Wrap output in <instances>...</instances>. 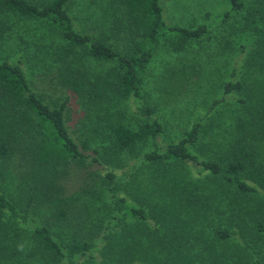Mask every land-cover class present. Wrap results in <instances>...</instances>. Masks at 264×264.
Instances as JSON below:
<instances>
[{
  "label": "rangeland",
  "instance_id": "1",
  "mask_svg": "<svg viewBox=\"0 0 264 264\" xmlns=\"http://www.w3.org/2000/svg\"><path fill=\"white\" fill-rule=\"evenodd\" d=\"M237 1L242 7L228 16L231 0H160L168 26L203 25L206 32L177 49L171 46L178 36L163 35L146 63L142 99L118 93L116 63L98 61L81 48L66 54V43L61 47L58 36L39 20L0 10V62H19L33 91L50 106L68 99L66 125L76 143H86L87 155L83 162H61L45 170L38 169L39 162L20 143L0 157V194L18 203L17 213L5 212L0 225V237H6L0 264L44 263L32 244L35 222L48 226L63 246L73 238L89 243L92 258L70 257L65 264L117 263L128 246L120 232L128 235L137 222L118 208L120 199L142 207L146 216L143 242L150 260L135 264L263 263L264 227H237L235 219L239 213L264 219L261 194L239 199L221 182L224 174L214 175L192 162L143 159L146 152H162L199 121L200 135L197 144L189 145L191 152L215 159L223 168L230 150L241 156L251 152L264 171L263 25L251 20L254 0ZM65 8L77 30L96 33L106 44L128 51L143 41L140 29L125 25L121 0H69ZM65 77L80 81L82 89L74 91ZM229 81L239 82L240 88L226 91ZM0 102H5L1 88ZM5 114L0 109V133L22 128L18 116ZM154 120L162 125L154 139L117 150L110 132L115 125L137 128ZM93 147L99 150L98 161L91 159ZM37 187L45 201L35 198ZM29 194L36 203L25 213L21 204ZM60 206L65 209L62 219L53 215ZM223 229L230 233L226 239L216 232Z\"/></svg>",
  "mask_w": 264,
  "mask_h": 264
},
{
  "label": "trees",
  "instance_id": "2",
  "mask_svg": "<svg viewBox=\"0 0 264 264\" xmlns=\"http://www.w3.org/2000/svg\"><path fill=\"white\" fill-rule=\"evenodd\" d=\"M68 1L48 0L42 4H34L29 0H0V10L11 12L22 18L39 20L58 36L61 41V47L63 41L66 43V54L81 48L98 61L116 63L119 72L116 89L124 97L133 96L137 99H142L141 83L146 63L152 57V53L159 45L158 42L163 35L175 33L178 38L171 47L177 49L188 40L197 39L206 32V28L203 25L192 28L168 26L163 19L160 0H121L125 6L124 15H126L125 18L127 20H124L125 25L127 22L129 25L132 24V27L134 26L135 29L142 31L143 36L142 42L136 43L132 50L127 51L126 48L120 49L117 46L106 44L97 37L96 33H86L77 30L69 12L65 8V4ZM231 2V13H225L228 16L237 13L242 7V3L237 0H231ZM254 3H257V7L252 12L251 20L255 24L261 21L264 33V0H254ZM262 44L264 45V39ZM64 81L69 83L74 91L82 89L80 81L72 77H65ZM0 88L5 99L4 103L0 102V109L4 110L6 112L5 115L9 117L18 116L17 119H20V126H22L16 132L6 128L3 129L5 131L0 133L1 158L5 157L13 145L17 143L23 145L39 162L37 165L39 170L43 167V170L50 169L61 162H83L87 158V155L83 152L86 149V143L84 141H81L80 145L76 143L66 125L67 98L57 105L50 106L45 103L31 88L19 62L10 63L7 60L0 62ZM239 88V82L231 83L229 81L225 84L226 91ZM145 112L151 113V107H146ZM200 129L201 124L199 121L193 123L179 140L168 143L162 152L149 151L144 153L143 159L159 163L167 161L192 162L214 175L218 173L224 174L225 179L221 182L234 189V195L239 196V199H244V195L248 198L249 195L254 193L261 194L264 198V171L252 161L254 157L250 158L251 152L244 153L241 156L240 154L236 155L237 151L235 149L230 150L231 158L227 160L226 166L223 168L215 159L203 160L189 150L190 144H197ZM161 130V123L154 120L151 122L145 121L137 128H131L130 125L125 123H118L110 132L113 136L112 142L117 150H127L137 142H143L147 138L154 139ZM244 145L246 144H240V146ZM91 149L94 154L91 159L98 161V148L93 147ZM243 158H246L247 161ZM111 175L109 173V176ZM34 196L37 200H46V198L40 197L41 191L39 187H37ZM34 196L29 194L25 197L24 204H21L25 213L36 203ZM237 202L240 204V201ZM118 204V208L124 210L125 217L127 215L136 216L137 222L131 224V232L128 235L125 230L120 232V238L127 240L128 246H126L122 257L115 264H135L138 260H150L147 255V245L143 242V238L146 236V228L142 227L146 218L144 209L142 207L136 208L126 203L124 199H120ZM17 208L18 203L16 201L5 194H0V225L4 223L5 212L15 214L18 211ZM53 215L62 219L65 215V209L60 206L53 212ZM239 215L235 218L237 227H245L246 225L248 227H264L263 218L248 219L242 213H239ZM216 232L221 239H226L230 236L226 229L216 230ZM5 238V236L0 237V250H4L1 247V243ZM31 238L38 255L44 261L42 264H65L70 257H93L92 253H87L91 249L87 241L73 238L70 243L63 246L52 236L49 227L42 223L35 222ZM177 256L180 257L182 255L177 254ZM34 263L28 260H21L20 262V264ZM260 264H264V260Z\"/></svg>",
  "mask_w": 264,
  "mask_h": 264
}]
</instances>
